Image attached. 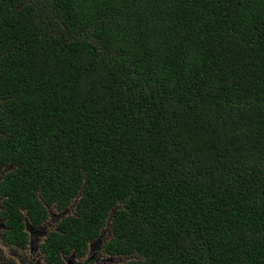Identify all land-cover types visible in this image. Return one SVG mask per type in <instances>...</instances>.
I'll return each instance as SVG.
<instances>
[{"label": "trees", "instance_id": "16d2710c", "mask_svg": "<svg viewBox=\"0 0 264 264\" xmlns=\"http://www.w3.org/2000/svg\"><path fill=\"white\" fill-rule=\"evenodd\" d=\"M5 167L46 251L264 264V0H0Z\"/></svg>", "mask_w": 264, "mask_h": 264}, {"label": "flooded vegetation", "instance_id": "af4514ba", "mask_svg": "<svg viewBox=\"0 0 264 264\" xmlns=\"http://www.w3.org/2000/svg\"><path fill=\"white\" fill-rule=\"evenodd\" d=\"M8 168L0 169V186L5 182L4 175ZM6 201V192L1 191L0 187V264H93V262H96V264H124L131 259L130 257L116 258L105 255L104 246L109 240L108 233L105 230L101 233H105V236L101 238L102 241L99 242L98 247L92 249L91 242L87 253L82 257L75 251L67 254L59 248L46 251L44 246L47 245L52 234L64 235L60 229V223L74 213L73 207L62 212L55 211L56 214H53V208L51 210L48 208L49 218L42 224H35L32 219L28 218L26 210L21 208L19 209L22 215L21 218L12 219L7 210ZM17 223H19L18 226ZM50 225L52 227L45 230ZM17 227H20L22 232L26 234V242L22 240L23 234L21 237L17 236L19 233ZM29 227L35 229L33 233L28 232Z\"/></svg>", "mask_w": 264, "mask_h": 264}, {"label": "water", "instance_id": "95a60500", "mask_svg": "<svg viewBox=\"0 0 264 264\" xmlns=\"http://www.w3.org/2000/svg\"><path fill=\"white\" fill-rule=\"evenodd\" d=\"M51 209H52V208L50 207V210H51ZM33 230H35V229H31V227H29V231H28V232L33 233ZM104 236H105V233L100 235L98 241H96V242H92V243H91V248H92V249H93V248H97L98 245H99V242L102 241L101 238L104 237Z\"/></svg>", "mask_w": 264, "mask_h": 264}, {"label": "rangeland", "instance_id": "374dc122", "mask_svg": "<svg viewBox=\"0 0 264 264\" xmlns=\"http://www.w3.org/2000/svg\"><path fill=\"white\" fill-rule=\"evenodd\" d=\"M55 211H56V210L53 208V214H56ZM52 217H53V216L51 215V218H52ZM51 227H52V226L50 225V226L47 227L45 230H48V229H50ZM93 264H96V262H93Z\"/></svg>", "mask_w": 264, "mask_h": 264}]
</instances>
